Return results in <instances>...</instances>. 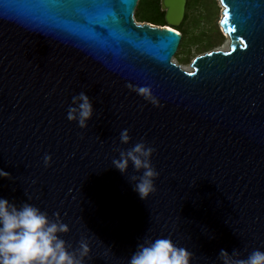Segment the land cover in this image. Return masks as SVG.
Here are the masks:
<instances>
[{"label":"water","instance_id":"95a60500","mask_svg":"<svg viewBox=\"0 0 264 264\" xmlns=\"http://www.w3.org/2000/svg\"><path fill=\"white\" fill-rule=\"evenodd\" d=\"M138 1L0 0V197L65 223L69 251L89 245L85 264H127L144 238H170L190 264L264 251V0H219L229 47L192 71L172 61L186 0H160L172 28L136 23ZM81 91L85 128L66 119ZM141 140L159 173L145 200L132 165H111Z\"/></svg>","mask_w":264,"mask_h":264},{"label":"clouds","instance_id":"9594fccd","mask_svg":"<svg viewBox=\"0 0 264 264\" xmlns=\"http://www.w3.org/2000/svg\"><path fill=\"white\" fill-rule=\"evenodd\" d=\"M137 95L149 101L153 106L158 99L152 94L150 86L127 85ZM93 116V104L88 95L81 91L72 96L66 110V119L75 121L80 128L87 127ZM130 141L128 129L119 133V142L127 145ZM154 149L143 140L118 153L111 165L124 174L129 164L134 175L129 179L141 200H145L155 191L154 178L159 175L151 163ZM47 165L50 157H43ZM8 173L0 170V178ZM68 231V226L58 220H50L47 214L36 206L24 202L19 207L0 197V264H85L89 254L86 241L79 242V248L69 251L66 242L59 233ZM191 252L177 246L170 238L160 237L138 243L136 250L127 259V264H190ZM236 250L229 254L221 249L218 257L222 264H264V251L253 250L246 258H235Z\"/></svg>","mask_w":264,"mask_h":264},{"label":"rangeland","instance_id":"374dc122","mask_svg":"<svg viewBox=\"0 0 264 264\" xmlns=\"http://www.w3.org/2000/svg\"><path fill=\"white\" fill-rule=\"evenodd\" d=\"M158 3L160 6V0ZM154 8L155 5L151 0H140L133 16L136 23L142 24L141 20L145 15H151ZM221 9L219 0H186L183 20L177 26L180 29L176 30L182 35V41L172 59L174 63L180 65L182 69L192 70L190 64L196 56L213 49H228L227 35L219 26ZM153 16L156 17L155 14ZM218 33L223 37L221 43L217 40Z\"/></svg>","mask_w":264,"mask_h":264},{"label":"trees","instance_id":"16d2710c","mask_svg":"<svg viewBox=\"0 0 264 264\" xmlns=\"http://www.w3.org/2000/svg\"><path fill=\"white\" fill-rule=\"evenodd\" d=\"M139 1H138V3H139ZM151 2H153L154 5H155L153 13L151 15H145L144 19L141 20V21L148 22V23H151V24H154V25L166 26L167 27V25H165V22L163 23V21H164V11H160V6H159V3H158V0H151ZM138 3H137V6H138ZM146 6H147V3L145 4V7ZM135 10H136V8H135ZM154 14L156 15V17L153 16ZM173 29L174 30H179L180 27L173 28ZM217 40H218L219 43H221L223 41V37L219 33H218ZM181 41H182V35H181Z\"/></svg>","mask_w":264,"mask_h":264},{"label":"bare ground","instance_id":"6f19581e","mask_svg":"<svg viewBox=\"0 0 264 264\" xmlns=\"http://www.w3.org/2000/svg\"><path fill=\"white\" fill-rule=\"evenodd\" d=\"M227 48H224V50H226ZM185 71H192L190 70V68H183Z\"/></svg>","mask_w":264,"mask_h":264}]
</instances>
